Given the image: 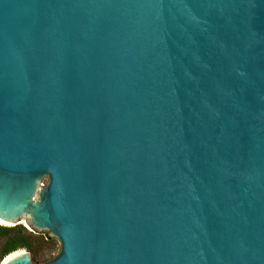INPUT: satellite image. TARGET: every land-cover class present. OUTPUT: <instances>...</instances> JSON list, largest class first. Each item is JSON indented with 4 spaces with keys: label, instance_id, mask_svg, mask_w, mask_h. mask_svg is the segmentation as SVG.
Instances as JSON below:
<instances>
[{
    "label": "water",
    "instance_id": "obj_1",
    "mask_svg": "<svg viewBox=\"0 0 264 264\" xmlns=\"http://www.w3.org/2000/svg\"><path fill=\"white\" fill-rule=\"evenodd\" d=\"M0 222L59 243L0 264H264V0H0Z\"/></svg>",
    "mask_w": 264,
    "mask_h": 264
},
{
    "label": "trees",
    "instance_id": "obj_2",
    "mask_svg": "<svg viewBox=\"0 0 264 264\" xmlns=\"http://www.w3.org/2000/svg\"><path fill=\"white\" fill-rule=\"evenodd\" d=\"M27 250L33 262L41 263L53 257L55 242L48 234L40 236L22 225L4 226L0 224V263L8 255Z\"/></svg>",
    "mask_w": 264,
    "mask_h": 264
},
{
    "label": "rangeland",
    "instance_id": "obj_3",
    "mask_svg": "<svg viewBox=\"0 0 264 264\" xmlns=\"http://www.w3.org/2000/svg\"><path fill=\"white\" fill-rule=\"evenodd\" d=\"M46 182H47V180L44 179V181H43V183H42L41 186H44V185L46 184ZM0 224H1V223H0ZM21 225L24 226L25 228H27L29 231H30V229H31L32 232H33L34 234H38V235H40V236H45V234L48 233V232H46V231H43V232H37L36 230H34V229L30 228L29 226L25 225L24 223H21ZM53 239H54V242H55V249H54V251H53V257H54V256H56V255L58 254L59 243H58V241H57L55 238H53Z\"/></svg>",
    "mask_w": 264,
    "mask_h": 264
},
{
    "label": "bare ground",
    "instance_id": "obj_4",
    "mask_svg": "<svg viewBox=\"0 0 264 264\" xmlns=\"http://www.w3.org/2000/svg\"><path fill=\"white\" fill-rule=\"evenodd\" d=\"M22 222H23V221H22ZM0 223H1V222H0ZM1 224H2V223H1ZM13 256H15V253H12V254H10L9 256H7L6 260L12 258Z\"/></svg>",
    "mask_w": 264,
    "mask_h": 264
}]
</instances>
